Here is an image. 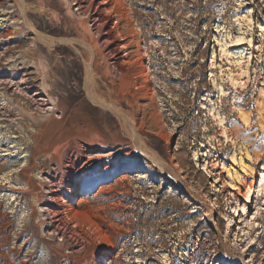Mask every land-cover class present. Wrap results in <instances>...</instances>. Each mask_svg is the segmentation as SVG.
<instances>
[{"label": "rangeland", "instance_id": "374dc122", "mask_svg": "<svg viewBox=\"0 0 264 264\" xmlns=\"http://www.w3.org/2000/svg\"><path fill=\"white\" fill-rule=\"evenodd\" d=\"M0 36L63 112L0 98V264H264V0H0Z\"/></svg>", "mask_w": 264, "mask_h": 264}, {"label": "bare ground", "instance_id": "6f19581e", "mask_svg": "<svg viewBox=\"0 0 264 264\" xmlns=\"http://www.w3.org/2000/svg\"><path fill=\"white\" fill-rule=\"evenodd\" d=\"M79 6L80 5L78 4V7H77L78 9L75 12H72V15H74L76 17L85 16L92 23H94V22L95 23L96 22H98V23L102 22V19L97 14V11L95 10V11L92 12V5L87 9V11H84V12H82V10L80 9ZM97 8H98V6H97ZM20 14H21V16L23 18L22 20L24 22V27H26V29L28 30L27 40L25 41V43L30 45V47L31 46L34 47L35 46L34 45L35 42H38V43H40L42 45H44V44L45 45L46 44L49 45V44L52 43V39L47 38L45 36H42V35L38 34L36 31H34L33 28L31 27L30 23L27 22V20L25 18V15H23L22 13H20ZM100 27H102V26H100ZM0 39H1V36H0ZM240 41H241V39L237 40V42H236L237 46L241 45ZM80 43L83 46V48H85L84 50L87 49L89 51V55H88L89 58L87 57L88 58L87 59L88 60V62H87L88 65L86 66V74L88 75V78H87V80H88L92 76V71H91L92 49L90 48V46L88 44L84 43V41L82 42V40H81ZM1 45H2V43L0 42V48H1ZM234 45H236V44H234ZM87 54H88V52H87ZM5 55H0V57L3 58V57H5ZM1 61H2V59H0V64H1ZM13 67H15V66H13ZM33 71H34V69H33ZM13 74L20 75V79H19L18 82L14 81ZM29 76H31V73H29L27 70H25L23 68H20V69L19 68H15V69H13L11 71V75L9 76L8 80L7 79L0 80V98H3V101L8 102L6 104H9L10 106H15L16 108H17V106L20 103H22L29 110L30 114H32V115L35 114L36 115L35 119H36L37 123H39L40 121H47L48 119L50 120V118H53L56 113L63 114V112L59 109L56 101L52 100L51 97H48L46 94L41 92V91H43V88L41 89V85H38L39 88H37V86L35 87L36 83H35V81H33L31 79L33 77L29 78ZM35 88H36V90H35ZM89 88H88V92L90 94V99H91L92 102H94L95 104H99V106H101V107H103L105 109L110 110L114 114V116L116 118L122 119L127 124V126L130 127L129 130H127L128 131L127 133H128V136L130 137V139L132 141L133 146H135L134 149L136 148L137 152H140V153L144 154L145 157H146L148 150L144 147L143 141L139 138L140 136L138 137L135 134V132L133 131V129H134L133 126L134 125L131 124V122H132V120L130 121L131 118L129 116H127V115H124L123 110L118 108L117 106H114V105H111V106L107 105L106 106L103 102L99 101L97 95L95 96V93L92 92ZM32 89H34L35 91L31 94V90ZM25 113H26L25 110H22L20 115L21 114L26 115ZM13 118H14L13 115H11V113H10V111L8 109H4V108L0 107V126H5V125L7 126L8 124H9V126H11L12 123L14 122V120H16V119H13ZM46 126L47 125H45V128H46ZM0 149H1V146H0ZM6 151H8V150H6ZM0 152H3V151H0ZM3 156L4 155H1V157H3ZM147 157H148L149 160H151V162L153 164L158 166L160 169L164 168V165H163L162 161H160L159 158H157L156 156L152 157V156L148 155ZM33 160H35V159H33ZM34 163H35V161H34ZM53 192L54 191H52V193ZM248 193H250V191H248ZM48 201H50V202H55L56 201V199H55L53 194L48 196ZM45 211L52 214L51 210L46 209L43 212H45ZM2 247L3 246H1V249H2ZM7 253H10V251L6 252V254ZM110 253L111 252H110V249H109L108 252L106 253L104 259H107L109 257ZM24 263H26V262L23 261L22 264H24Z\"/></svg>", "mask_w": 264, "mask_h": 264}]
</instances>
